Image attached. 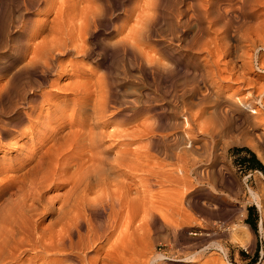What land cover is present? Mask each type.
<instances>
[{"label": "rangeland", "instance_id": "obj_1", "mask_svg": "<svg viewBox=\"0 0 264 264\" xmlns=\"http://www.w3.org/2000/svg\"><path fill=\"white\" fill-rule=\"evenodd\" d=\"M56 2L60 7L61 0ZM66 2L64 9L62 7L63 11L55 13L56 9H49L45 5L39 7L27 5L24 9L17 0H0V123H3L2 129L9 134L31 127V133L19 138L6 135L2 143H8L9 147L7 144H0V192L5 189L0 198V202H3L0 206H4L9 200L16 201L20 195L27 193L31 180L24 174L27 169L36 165L38 156L52 145L54 137L65 135L70 127L71 130L78 128L81 108L79 111L77 107L84 99L64 89L78 83L84 86L93 82L103 86L107 81L108 94L112 99L111 107L108 108L105 121H101L99 126L94 123L96 120L89 119L88 123L95 127L92 130L94 133L98 132L101 126L106 130L116 128L123 132L126 130L131 132L134 126L143 124L145 127H153L155 134L158 133L159 136L168 135L170 139L184 137L186 140L183 141L184 144H188L192 138L183 134L188 127L189 119L195 122L194 125L207 130L220 112L219 114L226 115L231 126L226 134L214 135V139L208 133L195 134L194 137L199 139L196 140V145L206 143L203 146L208 150L210 149L207 146L212 145L210 152L200 151L202 157L198 158L201 161L196 164V168L208 176L213 172L215 182L212 184L205 179L201 185L197 184L195 187V180H191L192 189H189L188 200L192 202L195 198L194 202L199 203L197 206H194V202L190 203L185 208L183 217L186 223L176 231L162 230L155 226L149 230H139L144 236L137 232L139 238L149 237L144 244L142 242L145 239L139 240L137 237L136 244L138 243V248L143 251L135 244L138 250L136 263L151 264L149 262L157 254H161L164 256L162 264H171L169 259L172 258L175 259L172 264H264V224L261 225L263 217L250 194V191H253L258 197L264 198V178L259 173L245 172L240 168L238 164L240 155L235 153L237 149L247 148L264 163V107H259L257 103L259 99L264 103V96L259 94L264 90V69L262 72L256 69L262 65L261 63L264 66V3H262L264 0H66ZM87 2L90 4L87 5ZM215 15L218 18H215ZM84 18L95 20L83 42L84 48L91 49L90 55L83 56L75 51L71 54L58 55L53 61V67L57 70L51 72V76H45L46 80L50 79L55 83L54 86L43 84L40 88L32 86L30 89L31 85L40 81L31 61V52L34 48L41 53L46 52V42L59 31H62L64 36L69 30L73 36ZM24 22L28 31L21 29ZM246 28L253 29L249 30L251 34ZM34 30L37 33L33 35ZM254 32L260 33L263 39L259 35L257 38ZM132 34L135 43L128 37ZM244 34H249L252 38H245ZM255 37L259 41L255 40ZM251 40L257 43L258 48L255 51L249 44ZM214 45L219 49H215L216 58L214 59V55L212 60L210 57L207 59V50L212 48L214 50ZM122 46L127 50L124 51ZM244 53L250 55L245 56ZM250 61L253 68L247 69L246 64ZM206 66L208 69L210 67L208 71L216 70L211 72L213 75L208 77L210 74L208 72L207 75L205 72ZM58 71H61L59 75ZM190 89L194 91L192 94ZM183 92L186 95L182 94ZM250 93L256 101L248 108H243L238 101ZM93 97L87 104L88 114L91 113V107L100 101L99 95ZM203 99L208 100L205 103ZM22 101L24 104H21ZM28 101H33L36 107L27 105ZM180 112L182 113L179 114ZM59 114L65 117L63 130L55 126V123H51ZM32 115H36V118H32ZM90 117L94 116L90 114ZM29 121H32L31 125ZM161 129L165 131L161 132ZM158 138L152 141L148 136H136L131 147L148 150L149 146H152L149 154L153 156L156 152L154 155H157L161 149L160 137ZM125 140L128 142L130 138ZM110 142L113 141L104 138L100 147L102 152L100 155L109 161L118 150V147L110 145ZM10 143H15L16 147L11 148ZM161 157L159 155V158ZM109 164L107 161L104 169H109ZM11 167H16V170L11 171ZM138 176L143 178L146 174L139 172ZM189 179L193 178L190 176ZM67 187L50 191L45 187L42 192L46 198L61 196L70 188ZM97 190L98 188H95V191ZM150 240L152 245L149 244ZM146 246L149 250L143 248ZM217 246L224 248L225 252H221ZM197 253L202 254L199 260L196 259L194 263L186 260L189 255ZM22 264L39 262L26 259Z\"/></svg>", "mask_w": 264, "mask_h": 264}, {"label": "bare ground", "instance_id": "obj_2", "mask_svg": "<svg viewBox=\"0 0 264 264\" xmlns=\"http://www.w3.org/2000/svg\"><path fill=\"white\" fill-rule=\"evenodd\" d=\"M17 1L20 7H23L24 9L27 8V5L36 6V7H39L40 5H45L49 9H54V10L56 9L55 13L62 12L65 7L64 4L67 3L66 0H61V6L59 7L58 5L59 3H57L56 0H17ZM248 2H246V4ZM89 4L90 3H88L87 5ZM215 18L218 17L216 16ZM22 20L23 17L21 16V22ZM94 23L95 20L93 18L92 19L84 18L82 19V24L76 28V32L73 33V36H71L70 34L71 32L69 30L64 36H63V32L59 31L56 33V35H54L53 38H51L49 41L46 42V46H47L45 48L46 52L41 53L38 51L37 48H34V50L31 52L32 54L31 61H33L32 63L34 65V70L37 73V76H39L40 81L38 83H34L33 85H31L29 87L30 89L32 88V86H34L35 88H40V86L43 84H48V86L50 87L54 86L55 83H53L50 79L46 80L45 76L46 75L51 76L52 74L51 72L55 71L56 67H53V61L56 59L58 55L71 54V52L74 51L83 56L90 55L91 49L87 48L86 46H85L86 48H84L83 42H84V37L88 33V30ZM231 24L232 22L230 23V25ZM249 26L251 25H247V27ZM21 29H23L24 31H28L25 22L24 24H22ZM239 29L242 30V28H238V30ZM244 29L243 31L245 33H247L246 30H248L249 33V30H251L252 28L251 29L246 28V30ZM232 32L234 33V31ZM36 33L37 31L34 30L33 35ZM255 33L256 32H254V35H257L256 37L259 38L260 33L259 34L258 33L255 34ZM249 34L248 35L244 34L243 36L244 37L246 36L245 38L251 39L252 37H249ZM133 35L134 34L128 37L132 38ZM217 37L218 36H216V38ZM256 37L255 40H257ZM133 39L134 38H132V41L135 43V40ZM217 39H219V37ZM249 44H251L252 48L251 47L250 48L253 49L254 51L258 48V46L256 45L257 43L255 44L253 40H251ZM210 45H212V43ZM215 45H214V50L213 48L207 50L208 51L206 57L207 59L210 57L212 60V58L214 57L215 49L217 48L215 47ZM225 47L227 48L228 46ZM123 48L124 51L127 50L125 47L122 46V49ZM216 50L219 49L217 48ZM221 50L223 49L221 48ZM247 55L249 56L250 54ZM217 56L219 57V54H217ZM215 58L216 55L214 59ZM254 59L256 60V58ZM261 64L263 65V63ZM262 65L256 67L258 72L263 71L264 66ZM246 68L247 69L253 68L251 61L246 64ZM209 69L207 67L206 69L207 71H205L207 72V75L209 72L210 75H208V77L211 76V74L216 71V70L213 72L208 71ZM152 71L153 70H151V72ZM59 72L61 71L57 72L58 75L60 74ZM195 75H197L196 72ZM217 75L220 76V74ZM240 77L238 76V78ZM213 79L214 78H212V81ZM78 84L64 89V90H68L67 92H70V94L82 96V98L84 99V102L77 107L78 110L81 108L80 109L81 111L79 110L80 113H79L78 128L77 129L75 128L76 130L74 129L71 130L70 127L65 135L63 134V136H55L54 139L52 140L53 142L52 145H50L47 149H45L44 153L38 156L36 165L27 170L25 169L26 172L24 175L30 177L31 180L30 183L28 182L29 190L27 191V193L20 195L16 199V201L9 200L4 206H0V264H22V262L26 259L34 260L35 262H39V264H138L136 263L138 259L136 258L138 256L136 253H138L137 252L138 250L135 248L137 237L139 235L137 234V232L139 230H145V229L149 230L150 228L155 226H157L155 228H160L162 230L165 229V230L176 231V229L182 227V225L186 223L185 218L183 217L185 208L188 207L190 203H193L195 201L194 200L195 198L192 200V202L188 200L189 189L190 188L192 189L191 183L193 181L191 180H195L194 181V184L196 183L195 187L197 186V184L201 185L205 179H207V181L211 182L212 184L215 182L214 180L215 175L212 172L213 170H210V172L212 173H210L209 175L210 177H209L208 174L204 175V172L202 170L196 168V164L199 161H201L200 159L198 160V158L202 157L201 152H203L204 150H205L204 152H210V150H212V145L210 147L209 145L207 146L210 150H208L206 147L203 146L206 145V143H204L203 145L202 144L196 145L195 142L196 140L198 141L199 139H196V137L194 136L197 132L202 135L203 133H208L210 136H212V139H214L215 138V137L213 138L214 135L221 136V134H226L228 132L231 126H229L227 122L226 115L219 114L220 110H218L219 109L218 106H217L218 107L217 110L219 113L218 115L215 116V119L212 120V123L207 130L202 129L197 125H194L193 123L195 122H192L191 119L184 116L185 118L189 119L187 125L188 127L184 123V126H186L187 129L184 131L182 128L184 134L182 133V131L181 133L189 138H192V141L189 139L191 142H189L188 144L185 143L186 145L183 142L186 141L184 140V137H173V139H170L168 138V135L159 136L157 135L158 133L155 134L156 132L154 131L153 127L152 128L145 127L143 124L142 125L138 124L134 126V129L133 130L131 129L132 130L131 132L130 130L129 131L126 130L125 131L126 133L123 132V130L120 131L116 128L113 130H106L104 126L99 127L98 132L94 133L92 130L95 127H93L92 124L88 123L89 119L93 118L94 120H96L95 122L94 121L93 122L97 124V126H99V123L101 121H105L108 108L111 107L110 104L112 102V99L110 94H108V88H109L108 82L106 81L103 86L100 83L96 84L93 82L91 84L89 83L84 86ZM203 86L204 85H202V87ZM91 88L94 89L91 90ZM96 88L98 89V91ZM102 89H104V91ZM190 90L192 94L194 91L193 89ZM184 92L182 94L186 95L185 94L186 92L185 93ZM259 94L260 95L262 94V96H264V90H261ZM96 95L100 96L99 97L100 99L97 98L100 101L99 103H96L94 105L92 104L93 106L91 107L90 114L93 115L94 117H90V114H88L87 111L88 109L87 104L88 101H91L92 97L93 96L95 97ZM255 99L256 98H253L252 94L250 93L246 95L245 98L239 100L238 104L243 108H248L251 104L255 103L256 101ZM207 100H205V103ZM257 103L259 107L261 108L264 107V103L261 99H259ZM21 104H24V102L22 101ZM26 104L31 105L32 108L36 107L33 101L32 102L28 101ZM194 105L196 104L194 103ZM196 107L198 106L196 105ZM221 107L222 106H220V108ZM228 107L226 108L228 109ZM115 108L116 107H114V109ZM215 110L216 108H214L213 111L215 112ZM226 112L227 111H225V113ZM181 113L182 112H180L179 114ZM31 117L36 118V115H32ZM192 117H194V115H192ZM229 117H231L230 114ZM64 122H65V117L61 114H59V116H56L51 120V123H55V126H57L59 129L62 130L65 129ZM229 122H231V120ZM28 123L29 125H31L32 121H29ZM177 126L178 125H176V127ZM181 126L184 127L183 124ZM3 127H4L3 123H0V144L4 143V142L2 143V139L6 135L13 138H19L23 135H26L27 133H31L30 132L31 127L16 131L14 132V134L7 133L5 130L2 129ZM158 127H160V125H158ZM158 127H156L157 130ZM163 129H161V132L165 131ZM262 134L263 133H260V135ZM136 136H148L149 139H152V141L160 137L161 149L158 154L161 155L162 157L159 158L158 154H157L158 157L157 155H154L156 152L153 154V156L149 154V149L152 146H149L148 150L131 147L132 142L135 141L136 139ZM104 138L112 140L113 142L112 143L110 142L111 143L110 145L113 144L112 146L118 147L117 148L118 150L116 149L117 150L116 154L112 156L113 158L110 159V161L109 159L107 160L106 157L104 158L102 157V155H100L102 154V152L100 151L101 142ZM126 138L127 139L130 138V141L125 142ZM15 143H10L11 144L10 147L15 148L16 147ZM4 144H7L6 146L9 147L8 143H4ZM145 148H147V144ZM151 152L152 151H150V153ZM203 156L204 158H206L205 155ZM107 161L108 163H110L109 164L110 167L109 169L105 168L107 169L105 170L104 167L106 166H104V164ZM10 170L14 171L16 170V167H11ZM139 172L145 173L146 176L140 178V176H138ZM190 176L193 179H189ZM63 186H68L67 188L69 187L70 188L66 190L65 193H63L61 196H54L50 198L44 197V194L42 192L43 188L47 187L49 188L48 190L50 191V190H59L60 187L62 188ZM95 188H98V190L95 191ZM3 192H5V189L1 190L0 198L1 195H3L2 194ZM250 194L253 200L256 201L260 213H262L261 215L263 218L261 220V225L263 226L264 198L258 197L253 191H250ZM197 203L194 202L193 203L194 206ZM243 226L245 230L248 231L247 227L245 225ZM140 234L143 235L142 233ZM247 234H249V232ZM148 237L146 238L140 237L141 239L142 238L145 239L144 241L142 240L143 242L142 241L140 242L144 244V242L146 241V239H148ZM175 237L177 239L176 235ZM140 238L138 237L139 240H141ZM249 242L250 241H248V243ZM149 244H151V240L149 241ZM137 245L138 243L136 244V246ZM217 247L221 252H225L223 250L224 248L222 249L221 246H217ZM143 248L148 249L147 246ZM141 251H143V249ZM201 256H202L201 253L189 255V257H187L186 260L189 263H194L196 259L199 260ZM163 258H164L163 255L157 254V256H155L152 259V261L149 263L162 264L161 261L164 260ZM174 260H175L174 258L169 259V262H171L172 264ZM145 261L146 260H144V262Z\"/></svg>", "mask_w": 264, "mask_h": 264}, {"label": "trees", "instance_id": "obj_3", "mask_svg": "<svg viewBox=\"0 0 264 264\" xmlns=\"http://www.w3.org/2000/svg\"><path fill=\"white\" fill-rule=\"evenodd\" d=\"M235 153L237 155H240L241 153H245L249 156L248 158L246 156H239L240 158L238 164L240 168H242L245 172L249 170H259L264 174V167L260 164V162L256 159V156L249 149L247 148L237 149L235 150ZM246 221H248V219Z\"/></svg>", "mask_w": 264, "mask_h": 264}, {"label": "crops", "instance_id": "obj_4", "mask_svg": "<svg viewBox=\"0 0 264 264\" xmlns=\"http://www.w3.org/2000/svg\"><path fill=\"white\" fill-rule=\"evenodd\" d=\"M251 151V150H250ZM252 152V151H251ZM254 154V152H252ZM255 155V154H254ZM240 156H246L247 158L249 157L247 154L245 153H241ZM256 156V155H255ZM256 159L260 162V164L264 167V163L262 161H260L257 157ZM249 172H256L259 173L260 175H262V177L264 178V174L262 172H260L259 170H249Z\"/></svg>", "mask_w": 264, "mask_h": 264}]
</instances>
